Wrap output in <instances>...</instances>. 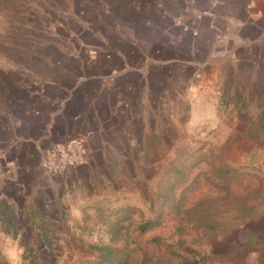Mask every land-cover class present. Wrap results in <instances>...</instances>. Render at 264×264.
<instances>
[{
	"label": "rangeland",
	"instance_id": "rangeland-1",
	"mask_svg": "<svg viewBox=\"0 0 264 264\" xmlns=\"http://www.w3.org/2000/svg\"><path fill=\"white\" fill-rule=\"evenodd\" d=\"M243 1L136 0L132 7L104 8L98 0H0L1 70L31 65L59 85H71L68 98L77 113L86 71L116 67L118 85L134 87L127 95L137 102L134 114L142 115L141 97L152 103L148 118L132 122L131 146L138 150L127 152L129 145L123 144L122 151L105 153L113 166L96 173L93 187L107 196L104 214L97 218L98 229L83 216L91 231L73 232L75 241L90 236L87 241L115 246L129 253L131 264L164 260L171 252V264L179 262L178 255L202 258L205 264H264V110L254 97L248 105L229 103L225 72L219 78L211 71L228 18L241 16ZM31 83L43 86L41 79L17 85L27 90ZM4 93L0 132L6 124H19L22 108H41L38 102L30 106L33 100L19 103L18 88L15 96ZM78 176L72 185L75 210L77 195L89 193L90 182ZM204 199H221L216 209H225L224 215L242 201L249 212L206 237L191 226L178 232L175 208L184 215ZM75 243L55 248V260L42 256L28 264L95 261L88 243ZM9 262L0 254V264H18Z\"/></svg>",
	"mask_w": 264,
	"mask_h": 264
},
{
	"label": "crops",
	"instance_id": "crops-1",
	"mask_svg": "<svg viewBox=\"0 0 264 264\" xmlns=\"http://www.w3.org/2000/svg\"><path fill=\"white\" fill-rule=\"evenodd\" d=\"M98 1L104 8L132 7L136 2ZM238 6L243 8L241 16L228 18L224 43L216 47V69L213 67L211 71L219 78L225 72V86L231 98L229 103L248 105L254 97L262 105L258 108L260 111L264 110V0H245ZM7 68L0 69V87L3 88L0 98L5 91L9 97L15 96L18 88L22 92L17 94L19 103L33 100L34 103L28 102L30 106L38 102L41 108L36 111L22 108L16 117L19 124H8L0 132V254L10 262L28 264L42 256L48 262L55 260V248L79 244L75 242L88 243L86 246L90 247L98 245L96 240L87 241L90 236H79L75 241L73 232L91 231L90 221L83 220V216L91 217V224L98 229L97 218L104 214L102 206L107 196L93 190L96 188V173L113 166L106 152L122 151L123 144L129 145V149H124L127 152L138 150L131 146L132 122L135 118H148L152 103L148 97L145 100L141 97L138 105L142 115L134 114L137 102L127 97L134 87L131 84L118 85L117 78L121 75L116 76V67H98L103 71L96 74L93 66L84 74V97L81 110L76 113L72 106L74 101L68 98L73 90L71 85H59L50 75L41 74L31 65L12 67L15 72H5ZM66 78L73 79L68 75ZM26 79L29 83L41 79L43 86L31 83L32 87H26L27 90L18 87L17 83ZM76 138L85 143V164L66 175L51 177L45 174L40 168L42 151L53 143ZM78 175L82 182L85 179L90 182H87L89 193L77 195L80 206L75 210L72 185L77 182ZM113 187L116 193H120V184L114 182ZM43 249H46L45 253Z\"/></svg>",
	"mask_w": 264,
	"mask_h": 264
},
{
	"label": "trees",
	"instance_id": "trees-1",
	"mask_svg": "<svg viewBox=\"0 0 264 264\" xmlns=\"http://www.w3.org/2000/svg\"><path fill=\"white\" fill-rule=\"evenodd\" d=\"M219 201H221V199H215L212 201L204 199V201L199 202L198 205L190 208L189 210H183L184 215H182V212L178 207H176L175 210L177 212V216L179 217L176 230H178V232H184L188 226H191L201 232V237H206L219 230L227 228L237 219L241 220L245 218V215L249 212L242 201L237 205V208L236 206H232V208L230 207V209L235 208L230 214L228 213V215H224L226 211L225 209H221L219 207L216 209V206H219ZM205 203L210 204V207L206 211L202 208ZM150 226V222L145 223L139 227V230L144 231ZM176 245H180V241H177ZM170 247L171 246L168 248ZM90 250L95 254V261L91 264H131L130 255L127 251H122L110 244L93 245L90 247ZM173 253L175 252H171L164 260H151L150 264H171V255H173ZM177 257L179 259L177 264H205V261L202 258L191 256L187 259L186 257L180 255Z\"/></svg>",
	"mask_w": 264,
	"mask_h": 264
},
{
	"label": "built area",
	"instance_id": "built-area-1",
	"mask_svg": "<svg viewBox=\"0 0 264 264\" xmlns=\"http://www.w3.org/2000/svg\"><path fill=\"white\" fill-rule=\"evenodd\" d=\"M86 146L82 139L53 143L41 153L40 168L51 177L66 175L85 164Z\"/></svg>",
	"mask_w": 264,
	"mask_h": 264
},
{
	"label": "flooded vegetation",
	"instance_id": "flooded-vegetation-1",
	"mask_svg": "<svg viewBox=\"0 0 264 264\" xmlns=\"http://www.w3.org/2000/svg\"><path fill=\"white\" fill-rule=\"evenodd\" d=\"M0 119H3L4 120L5 119V116L0 117ZM6 126H7V124H6Z\"/></svg>",
	"mask_w": 264,
	"mask_h": 264
}]
</instances>
